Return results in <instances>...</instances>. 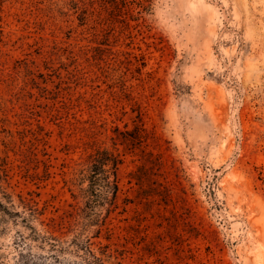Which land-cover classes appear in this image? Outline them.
Instances as JSON below:
<instances>
[{
	"label": "rangeland",
	"instance_id": "374dc122",
	"mask_svg": "<svg viewBox=\"0 0 264 264\" xmlns=\"http://www.w3.org/2000/svg\"><path fill=\"white\" fill-rule=\"evenodd\" d=\"M86 246L264 264V0H0V264Z\"/></svg>",
	"mask_w": 264,
	"mask_h": 264
},
{
	"label": "trees",
	"instance_id": "16d2710c",
	"mask_svg": "<svg viewBox=\"0 0 264 264\" xmlns=\"http://www.w3.org/2000/svg\"><path fill=\"white\" fill-rule=\"evenodd\" d=\"M119 164L120 160L107 151H98L90 157L88 167L81 172V180L88 181V188L82 189L87 199L95 194L96 183L101 180L104 186V200H107L109 205H113L119 191L117 180ZM81 250L83 251L80 256L82 264H105L104 257L107 256L105 250H100L99 255L95 254L89 246L82 247Z\"/></svg>",
	"mask_w": 264,
	"mask_h": 264
}]
</instances>
